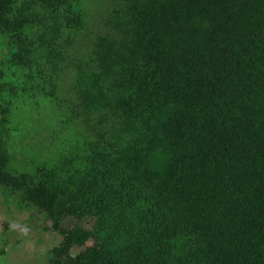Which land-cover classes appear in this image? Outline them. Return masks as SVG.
Masks as SVG:
<instances>
[{
  "label": "trees",
  "instance_id": "1",
  "mask_svg": "<svg viewBox=\"0 0 264 264\" xmlns=\"http://www.w3.org/2000/svg\"><path fill=\"white\" fill-rule=\"evenodd\" d=\"M83 5L0 0V186L51 264H264V0H119L70 57ZM67 71L89 135L9 170L15 105Z\"/></svg>",
  "mask_w": 264,
  "mask_h": 264
},
{
  "label": "rangeland",
  "instance_id": "2",
  "mask_svg": "<svg viewBox=\"0 0 264 264\" xmlns=\"http://www.w3.org/2000/svg\"><path fill=\"white\" fill-rule=\"evenodd\" d=\"M83 1L85 29L83 35L79 34L77 40L71 42L67 51L70 57L82 55L83 44L109 31L105 20L119 0ZM1 48L0 54L6 51ZM72 78L70 71L61 78L54 99L56 104L37 89L32 90L31 98L17 102L12 117L16 130L8 137L9 170L33 172L40 161L55 157V150L70 153L84 136L89 135L90 131L73 112L76 100ZM49 223L34 208H17L6 189L0 186V264H51V250L60 244L62 236L48 230ZM78 251L76 248L73 253Z\"/></svg>",
  "mask_w": 264,
  "mask_h": 264
}]
</instances>
